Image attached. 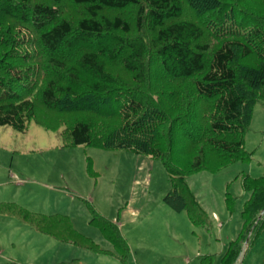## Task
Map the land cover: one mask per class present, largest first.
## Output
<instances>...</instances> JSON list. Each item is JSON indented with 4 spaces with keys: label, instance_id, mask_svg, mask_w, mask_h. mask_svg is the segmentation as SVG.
Listing matches in <instances>:
<instances>
[{
    "label": "trees",
    "instance_id": "1",
    "mask_svg": "<svg viewBox=\"0 0 264 264\" xmlns=\"http://www.w3.org/2000/svg\"><path fill=\"white\" fill-rule=\"evenodd\" d=\"M63 1L0 0V126L24 132L40 107L41 116L66 123L73 146L158 159L169 177L164 203L185 211L192 225H205L207 214L187 178L247 159L244 135L254 105H264V17L240 0H69L77 13L71 20ZM227 5L233 8L224 11ZM185 6L201 19L188 17ZM129 9L132 18L125 15ZM248 57L255 62L238 64ZM161 82L170 88L157 90ZM84 114L98 119L77 118ZM179 141L181 159L173 156ZM242 187L249 196L241 228L220 264H238L245 240L253 244L264 230V174H244ZM232 201L226 197L229 208ZM91 210L103 237L125 255L118 224ZM0 215L60 242L102 251L65 214L2 201ZM198 259L212 264L213 256Z\"/></svg>",
    "mask_w": 264,
    "mask_h": 264
},
{
    "label": "rangeland",
    "instance_id": "2",
    "mask_svg": "<svg viewBox=\"0 0 264 264\" xmlns=\"http://www.w3.org/2000/svg\"><path fill=\"white\" fill-rule=\"evenodd\" d=\"M63 2L64 16L72 20L76 9L69 0ZM239 5L264 17V0H240ZM230 8L227 5L223 10ZM125 13L132 18V10ZM184 13L201 19L186 6ZM155 59H150V66L156 74L154 81H159ZM254 62V57H248L238 64ZM169 88L161 82L157 90ZM179 88L173 85L171 90ZM41 112L38 107L24 132L0 126V202L14 201L44 214H65L73 228L102 251L60 242L0 215V264H200L198 257L205 254L213 255L212 264H220L221 253L241 228V209L249 196L242 187V176L264 174L262 103L254 105L244 135L247 159L216 173L202 169L187 178L189 189L207 214V223L202 226L192 225L185 211H174L164 203L169 177L160 160L126 150L73 146L66 123L55 115L48 117L49 113L41 116ZM77 118L98 119L85 114ZM175 148L173 156L181 159L180 141ZM226 197L233 198L230 208ZM91 208L118 224L128 246L125 255L118 254L103 237L92 221Z\"/></svg>",
    "mask_w": 264,
    "mask_h": 264
},
{
    "label": "crops",
    "instance_id": "3",
    "mask_svg": "<svg viewBox=\"0 0 264 264\" xmlns=\"http://www.w3.org/2000/svg\"><path fill=\"white\" fill-rule=\"evenodd\" d=\"M24 208H26V207H24ZM213 215H216V214L213 213ZM251 249H253L252 252H251ZM223 253H221L220 258H221V256H222ZM239 264H264V230L262 231V233L260 234V236L257 239H255V241L253 242V244H251V245L246 244L245 251H244V256H243L242 260L239 262Z\"/></svg>",
    "mask_w": 264,
    "mask_h": 264
},
{
    "label": "water",
    "instance_id": "4",
    "mask_svg": "<svg viewBox=\"0 0 264 264\" xmlns=\"http://www.w3.org/2000/svg\"><path fill=\"white\" fill-rule=\"evenodd\" d=\"M262 213H263V212H261V214H262ZM261 214H260V215H261ZM247 242H248V238L245 240V242H244V244H243V246H242V248H241V252H240L239 257H238V264H239V262L242 260V258H243V256H244L245 246H246Z\"/></svg>",
    "mask_w": 264,
    "mask_h": 264
}]
</instances>
